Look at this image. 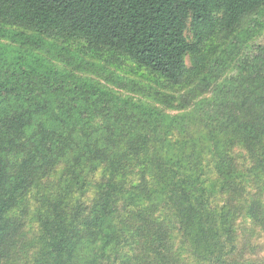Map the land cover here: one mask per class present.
<instances>
[{
	"label": "trees",
	"instance_id": "obj_1",
	"mask_svg": "<svg viewBox=\"0 0 264 264\" xmlns=\"http://www.w3.org/2000/svg\"><path fill=\"white\" fill-rule=\"evenodd\" d=\"M262 13L264 0H0V60L12 55L0 74V264L12 257L23 226L13 210L33 184L62 164L58 187L40 208L39 264H109L123 246L125 257L132 223L125 216L130 206L122 175L141 154L173 216L169 222L150 220L132 210L140 218L139 235L149 232L151 260L177 264L182 254L173 241L177 228L184 252L194 259L235 261L232 249L241 228L236 213L243 207L234 201L237 192H229L233 187L225 186L230 178L216 190L202 175L194 176L191 169H204L187 155L198 142L183 137L177 147L170 146L157 126L169 120V126L188 128L199 120L217 148L231 136L264 140L260 61L254 65L247 57L238 75L218 81L236 58L231 53L240 47L244 20L258 21L255 14ZM217 35L226 37L223 44L237 39L217 53L209 49ZM60 41H80L112 65L130 60L148 70L157 84L109 68L120 87L128 80L146 96L184 111L171 116L149 100L64 72L44 53ZM210 50L216 55L209 57ZM175 87L183 92L166 90ZM216 154V160L227 159ZM259 161L264 165V158ZM98 169L101 178L92 182L90 174ZM229 173L223 170L224 176ZM91 185L93 198L71 205L73 192ZM227 191L226 199L217 195ZM261 207L255 202L248 214L252 225L264 228Z\"/></svg>",
	"mask_w": 264,
	"mask_h": 264
},
{
	"label": "rangeland",
	"instance_id": "obj_2",
	"mask_svg": "<svg viewBox=\"0 0 264 264\" xmlns=\"http://www.w3.org/2000/svg\"><path fill=\"white\" fill-rule=\"evenodd\" d=\"M255 16L259 18L258 21L251 16L244 20L241 28L243 30L242 38L238 42L240 47L231 53V55L236 54V58L230 61V66L225 68L222 75L218 77L219 82L224 77L238 75L240 73V65L247 61V57L250 61H254V65L260 61L259 66L264 69V13L261 15L255 14ZM236 39L235 37L231 38L223 44L226 37L217 35L212 40L213 44L209 49H215L217 53H220L221 48H225L229 41H236ZM1 41L3 43L8 42L6 39H2ZM216 52L213 53L210 50L208 53L209 57L216 55ZM44 53L66 73L71 71L76 77L91 78L104 84L108 88L109 86L112 87L122 95H130L134 98L149 100L156 106L159 105L162 107L171 116L184 111L183 109L169 106L167 103L158 102L153 97L146 96L140 89V85L131 84L128 80L125 81V87H120L117 83L119 82L117 76L113 75L109 71V68L121 75L130 77V79L140 80V82L145 84L151 83L155 85L158 83L155 75L151 74L148 70L138 68L130 60H123L121 66L109 64L100 54L89 50L80 41H71L68 44L60 41L57 45H49L44 50ZM11 60V54L6 55L0 60V74L4 73L6 68L5 64ZM187 60L188 65L192 64L189 57ZM63 83L73 84L72 81L68 80L66 82L63 81ZM69 85L66 86V89ZM166 90L175 92L176 94L179 91L183 92L179 87L173 89L167 88ZM175 103L177 104V102ZM169 124L170 121L167 120L164 123H159L157 127L158 131L165 134L170 146L177 147L183 137L189 140H195L199 144L196 150L189 149L187 155L191 162H195L198 159V162L204 169L202 173L191 169L194 171V176H196V173L202 175L209 183H213L216 186V190L223 186L224 177L230 178L226 182L227 185L225 183V186L228 189L233 187V189H229L231 190L229 192H237L234 201L236 202L239 199V207H243L239 213H236V215L238 214L237 219L241 227L238 230V242L235 248L232 249L233 259L235 258L236 260H226L221 264H264V228L260 225H252L251 217L248 214L250 207L255 202L261 203L264 214V165H262L261 161L258 162V159L261 157L264 158V140L261 142H251L237 140L231 136V139L226 144L224 141V145L222 144L217 148L213 146V141L208 137L209 128L199 120L190 122L188 124L189 126L187 125L188 128H179L177 124H171L169 126ZM219 151L227 155L226 160H216L217 154L215 158L213 152ZM143 156L141 154L135 157L127 173L122 175L128 190L126 191L128 199H126L125 204L130 206V211L125 216L132 223L131 227L127 225L129 236L132 238L130 243L125 246L128 257L127 255L125 257L122 255V253L125 254L123 246L121 249L122 253L119 252L115 257L112 256L109 264H162L157 260H151L149 239L146 235L149 232H146V228L144 230L146 232L144 237L139 235V231L137 232L136 228L139 225L140 218L133 215V212H136L139 216H148L150 220H164L166 222L173 219L172 212L167 207V203L160 196L156 187L152 185V175L148 172V168L144 167V162L142 161ZM224 162L227 164V167L222 166L220 168L219 164L222 163L223 165ZM62 167L63 164L52 172L51 175L43 177L38 185L33 184L13 210V215L15 214L21 219L23 226L17 238L12 257L3 264H39L38 253L41 250L40 208L44 203L45 197L47 198L51 193L53 194L56 191L60 181ZM225 168L231 171L226 176L223 175ZM101 175L102 169H98L90 174L89 179L92 182H97L101 178ZM147 191L151 193L144 197L143 193ZM135 194L138 195L132 201L131 197ZM227 194L228 191L225 194L218 193L217 195H222V199H226L229 197ZM94 195L95 187L92 185L84 189V191L76 189L71 198V205L76 201L89 202ZM132 210L134 211L132 212ZM142 221L145 225L144 227H146L147 224L143 218ZM173 234L174 246L178 251L182 252L177 264H210L209 262L205 263L200 261L197 258L196 260L191 254L184 252L185 249L183 248L181 236L177 228L173 229Z\"/></svg>",
	"mask_w": 264,
	"mask_h": 264
}]
</instances>
